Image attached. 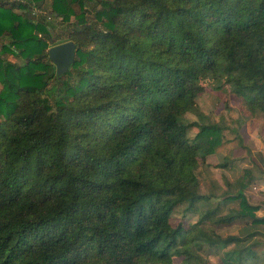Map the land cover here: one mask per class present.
<instances>
[{
    "label": "trees",
    "instance_id": "obj_1",
    "mask_svg": "<svg viewBox=\"0 0 264 264\" xmlns=\"http://www.w3.org/2000/svg\"><path fill=\"white\" fill-rule=\"evenodd\" d=\"M56 22L71 28L66 41L51 37ZM4 38L0 264H208L203 246L229 244L225 264H264L245 246L264 217L242 191L239 209L214 222L249 219L244 238L200 229L215 210L186 239L170 223L180 205L196 212L210 200L197 170L222 128L198 110L205 84L223 82L251 114L264 111V0L0 2ZM68 41L75 61L58 77L48 49Z\"/></svg>",
    "mask_w": 264,
    "mask_h": 264
},
{
    "label": "rangeland",
    "instance_id": "obj_2",
    "mask_svg": "<svg viewBox=\"0 0 264 264\" xmlns=\"http://www.w3.org/2000/svg\"><path fill=\"white\" fill-rule=\"evenodd\" d=\"M27 0H0L7 6L11 3L24 4ZM99 7L97 6V9ZM91 6L87 5V18H94ZM17 13H27L26 9L15 10ZM35 11V10H34ZM32 12L30 17H35ZM78 12V8L75 7ZM46 14H49L46 12ZM48 20H52L48 15ZM74 21V18H70ZM71 28L67 25L54 24L49 29L52 38L57 42L66 41ZM7 39H0V46ZM4 58L21 64V60L12 55L5 54ZM1 89V85H0ZM198 110L205 116V122L217 124L222 128V145L210 158L211 164L199 165L197 174L199 179V193L210 197L209 201L198 204L196 212H187L186 204L180 205L172 214L170 223L172 226L182 225L186 230L184 239L197 222L200 213L206 210H215L212 221H207L200 229L214 232L221 239L228 237H245L252 232L247 226L249 219L236 220L230 224H216L214 219L224 216L233 210L239 209L237 195L242 191L246 201L255 207L257 217H264V111L256 110L251 114L245 107L242 96L231 92L229 85L218 82L212 87L205 84L204 91L196 98ZM187 121H196L193 114L185 115ZM196 129L189 131V138L196 134ZM210 156V155H209ZM208 157V156H207ZM206 157V159H207ZM224 164V167L216 168V165ZM258 232V233H256ZM256 234L249 238L245 246H251L257 256L264 254V226L256 229ZM234 244L226 247L208 248L203 246L199 254L208 264H225L224 253L231 250ZM251 262V261H249ZM173 264H183L181 257H174ZM236 264V263H232ZM258 264V262H256Z\"/></svg>",
    "mask_w": 264,
    "mask_h": 264
},
{
    "label": "water",
    "instance_id": "obj_3",
    "mask_svg": "<svg viewBox=\"0 0 264 264\" xmlns=\"http://www.w3.org/2000/svg\"><path fill=\"white\" fill-rule=\"evenodd\" d=\"M76 45L68 41L48 49V58L55 66L56 75L59 77L66 73L75 61Z\"/></svg>",
    "mask_w": 264,
    "mask_h": 264
},
{
    "label": "crops",
    "instance_id": "obj_4",
    "mask_svg": "<svg viewBox=\"0 0 264 264\" xmlns=\"http://www.w3.org/2000/svg\"><path fill=\"white\" fill-rule=\"evenodd\" d=\"M212 156H213V154L207 157V159H206L207 164H211V163H212V161H210V158H211ZM263 156H264V155H263ZM259 217H261V216H259Z\"/></svg>",
    "mask_w": 264,
    "mask_h": 264
}]
</instances>
